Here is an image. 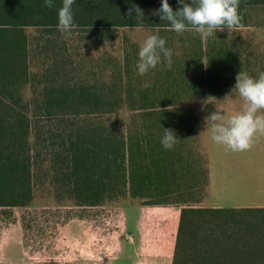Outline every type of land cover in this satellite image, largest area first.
Returning <instances> with one entry per match:
<instances>
[{"label": "rangeland", "instance_id": "obj_1", "mask_svg": "<svg viewBox=\"0 0 264 264\" xmlns=\"http://www.w3.org/2000/svg\"><path fill=\"white\" fill-rule=\"evenodd\" d=\"M160 3L161 0H135L134 5L145 13V21L136 26L103 28L98 32L73 28L70 34L57 28L46 32L36 26L24 29L30 74L26 79L0 78V105L12 104L9 92L19 94L31 119L30 142L35 144L41 138L44 141L34 147L39 153L40 169L38 176L34 175L39 183L32 202L0 208V264H110L111 256L119 250L115 234L126 205L179 202L180 208H212L209 205L213 201L231 205L233 197L264 199V132L255 133L249 149L232 151L216 143L205 125L211 112L223 111L216 104L237 102L238 109L233 113L241 110L239 106L244 101L234 88L239 71L253 77L264 72V0L245 3L244 25L217 30L207 38L195 33L200 43L187 30L185 37L177 36L165 24L169 22L154 14ZM169 4L174 10L182 7L177 0H169ZM153 33L166 38V46L173 50V63L169 68L162 61L141 74L137 64L140 47ZM219 52L229 54V59L224 61L217 55ZM199 53L203 54L205 69L203 93L189 86L200 75L199 67L194 66L195 54ZM206 53L211 54L209 62ZM70 85L102 95L112 96L114 91L122 100L114 105L113 112L107 111L111 104L101 103L99 108L89 110L92 113L81 114L78 108L74 113L64 112L34 124L32 114L37 113L38 100L48 94L58 95L61 107L77 109L68 106L62 91L54 93L60 87L68 90ZM259 111L264 113V109ZM165 128L177 135L170 150L160 142ZM121 134L149 137L145 155H135L145 164H150L151 159L160 160L151 162L159 175L139 183L134 195L128 187L109 189L107 175H101L105 185L98 203H82L79 195L66 188L63 176L53 172L57 167L54 151H62L70 140L90 143L97 136L106 143L119 139ZM211 156L215 165L212 195L207 173V158ZM262 208L223 207L220 211L207 209L198 213L191 219L190 233L186 227L180 239L177 263L198 264L194 258L202 250L215 253L228 249L238 234L249 237V230L264 232Z\"/></svg>", "mask_w": 264, "mask_h": 264}, {"label": "trees", "instance_id": "obj_2", "mask_svg": "<svg viewBox=\"0 0 264 264\" xmlns=\"http://www.w3.org/2000/svg\"><path fill=\"white\" fill-rule=\"evenodd\" d=\"M134 1L74 0L72 6L74 28L76 31L79 28H89L98 32L104 30L103 28L141 25L145 21L144 18L136 17L135 11L131 14L127 11L130 5H134ZM256 1L258 0H240L238 11L242 19L238 25L245 24L243 8L245 3ZM60 6L61 0H56L52 8L45 7L42 0H0V78L4 80L9 76H13L16 79L29 77V43L24 29L30 26L41 27L45 32L56 29L58 23L57 9ZM146 19L149 20V18ZM165 24L170 25L169 23ZM185 32L175 33L177 36L185 37L183 35ZM190 32L193 33L195 41L200 43V37L195 34L196 32L187 30V34ZM195 55L194 66L199 67L200 75H197L189 86L197 87L199 92L203 93V90H201L205 70L202 62L203 54ZM217 55L222 56L224 61L229 59V54L219 52ZM206 57L209 62L211 54L206 53ZM66 89L68 90L60 87L54 93L62 91L64 100L67 99L66 103H68V106H73L77 109L72 110L74 108L61 107L58 104L61 101L59 96L48 94V96L38 100L37 113L32 114L34 124L39 121L41 123L45 120H51L58 114L64 115V112H66L65 115L74 113L78 108L81 114L92 113L89 110H94L95 107L99 108L101 103L111 104L107 111L113 112L116 110L114 105L122 100L121 95L114 91H112L113 99H111L112 96L110 94L102 95L96 91L93 92L90 88L79 86L78 89L76 87L74 89L70 85ZM8 95L11 97L12 104L0 105L1 209L13 206H27L32 202L34 189L39 183V178L34 180V175L37 177L39 174L37 171L40 169L37 165L39 153L34 151V147L36 143L41 146L44 141V138H41L35 144L30 142L28 134L31 119L27 114L26 105L23 106L20 103L19 94L9 92ZM0 102H3L1 97ZM150 103H153V101H150ZM145 113L148 114L147 112ZM148 138L142 136L140 139L130 134L127 136L121 134L119 139H111L106 143V139H101V137L99 139L97 136L91 139L90 143H76L70 140V144L63 147L62 151H54L53 158L56 159L57 167L53 168V172L63 176V180H66V188L79 195V201L84 204L98 203V197L101 195L105 185V180L100 177L101 175H107L109 189H125L128 187L134 195L139 190L140 184L145 183L151 175H159L157 170H153V167L156 168V166H151V162H154L155 159H151L150 164H145L137 159L135 155L139 153L145 155V146L149 143ZM142 147H144V150H142ZM135 148L137 152L134 151ZM158 161L160 160H155L154 163ZM35 168H37L36 173ZM96 172L99 173V176L95 174ZM207 209L220 211L223 208L188 206L180 208L172 264H178L176 257L180 239L186 227L187 233H190L189 224L191 219L197 216L198 213L207 211ZM242 209L263 208L244 207ZM251 232L250 230L247 231L249 237L238 234L232 241L231 246L229 248L226 247L228 249L215 253L202 250L197 253L194 260L198 264H264V232ZM219 247L222 249L223 245ZM226 260L228 261L225 262Z\"/></svg>", "mask_w": 264, "mask_h": 264}, {"label": "clouds", "instance_id": "obj_3", "mask_svg": "<svg viewBox=\"0 0 264 264\" xmlns=\"http://www.w3.org/2000/svg\"><path fill=\"white\" fill-rule=\"evenodd\" d=\"M42 2L45 7L52 8L56 0ZM177 2L182 7L173 10L169 0H161L154 14L158 13L161 20L169 22L171 29L178 34L191 28L202 38H207L217 30L235 27L242 19L238 11L240 0H194V3L177 0ZM73 3L74 0H61V6L57 9V28L62 33L70 34L75 27ZM127 11L129 14L135 11L136 17L139 18L145 16L139 5H130ZM139 57L138 70L145 74L162 61L170 68L173 63V50L166 46L165 37L153 33L148 35L141 45ZM234 88L244 101L241 110L235 114H225L224 111L217 109L205 118V125L210 128L211 138L216 143L232 151H244L252 146L255 133L264 132V113L259 111L264 109V72L253 77L239 71ZM176 140L175 132L165 128L160 138L161 145L170 150Z\"/></svg>", "mask_w": 264, "mask_h": 264}, {"label": "crops", "instance_id": "obj_4", "mask_svg": "<svg viewBox=\"0 0 264 264\" xmlns=\"http://www.w3.org/2000/svg\"><path fill=\"white\" fill-rule=\"evenodd\" d=\"M237 103V102H236ZM216 104L225 114H235L237 104ZM241 109V107L239 106ZM225 109V110H224ZM208 183L210 195L215 183L213 156L208 160ZM147 183V181H145ZM231 205L212 202V208L264 207V199L251 196L235 198ZM180 203H144L126 205L119 218L116 231L119 250L111 256L110 264H172L174 258Z\"/></svg>", "mask_w": 264, "mask_h": 264}]
</instances>
